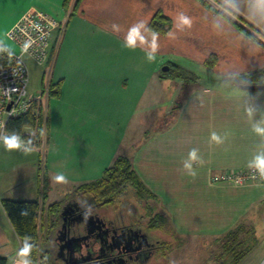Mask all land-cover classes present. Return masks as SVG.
<instances>
[{
  "label": "crops",
  "instance_id": "0c3cea01",
  "mask_svg": "<svg viewBox=\"0 0 264 264\" xmlns=\"http://www.w3.org/2000/svg\"><path fill=\"white\" fill-rule=\"evenodd\" d=\"M205 6L206 0L199 4L197 0H0V43L13 52L19 46L9 30L28 10L44 11L63 23L53 41L55 53L46 76L51 84H58L59 93L44 99L43 152L37 148L25 156L0 147V255L8 258L7 264L22 262L12 256L20 239L2 199L39 200L43 220L51 223L55 216L49 206L80 198L74 191L100 177L102 167L113 159L110 154L103 156L102 150L116 141H129L135 149L130 156L133 166L155 194L156 206L171 220L172 238H178L177 242L208 238L209 252L214 253V248L223 249L231 228L249 222L250 228L238 236V244L245 241L248 250L235 264L256 253H262L257 263L264 264V188L256 187L264 181L237 184L211 179L217 172L254 164L255 157L264 153V138L251 131L253 126L264 127V89L246 90L240 87L242 83L222 80L231 77L232 70L246 76L264 70V51L251 54L235 36L218 35ZM157 12L169 17V30L176 31L173 17L178 12L193 17L194 24L177 32L174 40L167 38L169 30L160 32L157 60L149 63L140 47L124 48L123 38L138 21L150 28ZM113 23L121 26L118 34L111 28ZM245 26L241 20L236 32ZM212 57L215 61L210 65L207 60ZM174 63L201 70L204 81L197 78L181 106H175L181 94L177 90L162 111L155 113L156 106H161L159 96L171 84L163 74L169 69L163 67ZM43 78L42 74V86L46 84ZM33 83L29 92H39ZM118 98L119 106L127 110L120 133L115 129ZM149 121L161 122L151 134ZM211 131L224 144L209 146ZM143 132L147 136L141 140ZM191 148H198L205 160L203 167L193 165L199 173L195 179L182 171ZM61 172L66 184L54 182L53 177ZM194 244L198 246V241Z\"/></svg>",
  "mask_w": 264,
  "mask_h": 264
},
{
  "label": "trees",
  "instance_id": "16d2710c",
  "mask_svg": "<svg viewBox=\"0 0 264 264\" xmlns=\"http://www.w3.org/2000/svg\"><path fill=\"white\" fill-rule=\"evenodd\" d=\"M169 27V17L160 12H157L151 19L150 28L164 33L169 30ZM12 60V51L0 43V64L9 63ZM214 61L213 57L207 60L210 65H212ZM169 72H171V75L183 79L185 83H194L198 78L194 71L176 63L170 65ZM248 76L250 80L257 81L260 76H264V70L256 71ZM222 80L224 83L231 84H238L239 82L232 77H224ZM51 85V94L56 95L59 93L58 84L52 83ZM34 122L35 116L27 113L10 118L7 121V126L9 129L19 130L24 124ZM130 189H133L134 195L138 198L156 199L155 194L145 185L134 168L132 160L127 155L120 154L114 159L110 166L105 168L102 176L79 185L75 193L92 201H103L104 199V202H120L121 196L127 194ZM2 205L20 239V247L23 243H27L32 247L31 256L25 259H27L30 264H53L49 244L50 235L58 219V213L62 206V202H55L49 206V213L55 216V219H53L51 223L43 220L42 208L39 200L3 198ZM149 207L153 209L152 205ZM156 214L157 218L154 217L155 219L153 218L152 221L155 222L156 227L164 230L166 223L163 219L164 216L160 212ZM45 223L48 225V227H45L47 231H45L44 228ZM242 229V223H238L228 231L225 245L223 249L219 251L217 257V260L219 259L218 264H235L245 256L248 246H246L245 241L242 240L241 243L239 242L238 244V236ZM227 255L228 259L224 260ZM7 262L8 258L0 255V264H7Z\"/></svg>",
  "mask_w": 264,
  "mask_h": 264
},
{
  "label": "flooded vegetation",
  "instance_id": "af4514ba",
  "mask_svg": "<svg viewBox=\"0 0 264 264\" xmlns=\"http://www.w3.org/2000/svg\"><path fill=\"white\" fill-rule=\"evenodd\" d=\"M104 201L71 198L62 204L50 235L52 263L165 264V249L171 248L173 238L155 226L156 212L148 205V214H138L119 201ZM68 202L72 204L63 216Z\"/></svg>",
  "mask_w": 264,
  "mask_h": 264
},
{
  "label": "clouds",
  "instance_id": "9594fccd",
  "mask_svg": "<svg viewBox=\"0 0 264 264\" xmlns=\"http://www.w3.org/2000/svg\"><path fill=\"white\" fill-rule=\"evenodd\" d=\"M200 3V0H197ZM206 15L212 17L213 23L211 24L213 30L218 35L235 36L240 42L241 46L249 53L255 54L264 51V0H206L205 6ZM245 21L246 26L241 27L239 32L236 28L239 26L240 21ZM194 19L185 12H178L173 17V26L176 31L169 30L166 33L168 39H176L177 32L192 29ZM39 29V26H36ZM111 28L114 33L118 34L121 31L119 24L113 23ZM123 47L135 50L140 47L146 55L149 63H155L157 60V53L161 45L160 32L156 29L147 27L145 21H138L132 24L124 36ZM32 42H25L22 46V53H28ZM231 77L242 84H251L248 76L242 75L239 70H232ZM259 83H264V76L259 77ZM238 91V90H237ZM247 117L250 119L252 116L251 110H246ZM251 131L259 137L264 138V127L253 126ZM31 132V131H30ZM42 137L45 135L44 130L41 132ZM27 143H32L29 138ZM0 144L3 145L5 151L13 152L18 151L22 155H31L37 151L36 147H25L24 141L20 136L13 133L11 135L0 136ZM208 144L211 146L224 144V139L216 132L211 131L208 138ZM198 164L203 167L205 164L204 157L201 155L198 148H191L186 158L182 161V171L192 179L198 176V170H194L193 165ZM255 168L259 173L260 180L264 181V153L255 157ZM251 165H247L250 168ZM252 178L255 180L256 175L253 174ZM54 182L57 184H66L68 182L66 175L61 172L56 174ZM257 188H264V184L257 183ZM32 254V247L27 243H23L16 252V257L20 259L22 264H29L25 259Z\"/></svg>",
  "mask_w": 264,
  "mask_h": 264
},
{
  "label": "built area",
  "instance_id": "2783aa9c",
  "mask_svg": "<svg viewBox=\"0 0 264 264\" xmlns=\"http://www.w3.org/2000/svg\"><path fill=\"white\" fill-rule=\"evenodd\" d=\"M62 27V21L53 15L37 9L28 10L8 33L10 38L18 44L19 51H12L13 60L11 62L0 64V136L15 133L24 141L25 147H36L40 151L44 147V136L41 135L44 126L42 109L44 99L49 97L51 92L40 90L30 94L28 90L29 66L23 56L28 55L39 64L48 65L50 62L52 64L55 51L53 41ZM25 42H32L28 53L21 51ZM49 68L51 69V66ZM27 113L35 116L34 123L24 124L19 130L8 128L7 121L10 118ZM29 138L32 141L30 145L27 143ZM250 165V168L246 166L241 169L217 172L211 176V179L215 182L230 181L237 184L262 181L255 164ZM253 174L256 175L255 180L252 178Z\"/></svg>",
  "mask_w": 264,
  "mask_h": 264
},
{
  "label": "rangeland",
  "instance_id": "374dc122",
  "mask_svg": "<svg viewBox=\"0 0 264 264\" xmlns=\"http://www.w3.org/2000/svg\"><path fill=\"white\" fill-rule=\"evenodd\" d=\"M53 49L55 50V48H53ZM54 53H55V51H54ZM23 58L26 60L28 66H29L30 83L28 86V90L32 88V80H33L34 81V83H33L34 89L38 88L39 91H40V89L43 91L48 90L50 93L51 89H52V85L48 81V79H46V76L50 72L49 66H51V62L48 65H43V64H39L35 60H32L28 55H24ZM160 68L162 69V66ZM191 69L198 76V81H204L205 74L203 72H201V70L195 69L194 67H192ZM44 70H45V72H44ZM42 74H43L44 78L46 79V84L43 83V86L40 85V80L42 78ZM163 74L166 75L165 79H168V81H170L171 84L166 90L164 88L165 92L163 93V95H161V96L157 95V96H159L160 101H158V102H160L161 106L160 107L156 106V110L154 111L155 113H158V112L160 113L162 111V107H164L166 104H168L172 92H176L177 90H180L181 94L179 95V97L177 96V98H175L174 102H176L175 103L176 107L181 106L183 101L188 96L190 90H192V88H193V83H183V79L180 80V79H178V77L171 75V72H169V70L165 71V73H163ZM44 78L42 79V82H43V80H45ZM174 84H177V87H174ZM34 93H37V92L34 91ZM30 94H33V93H30ZM116 107H117L116 125L115 124L114 125H115V129L118 130V133H120L121 130H124V123L126 121L125 115L127 113V110L125 109L123 104L119 106V98H118V104ZM150 113H151V111L149 112V114ZM160 125H161V122L154 123V124L151 122L148 123L147 128L149 129V134L153 133L156 130V128ZM111 126H113V125H111ZM100 135H101L102 139L105 137L103 130L100 131ZM146 136L147 135L143 132L140 136V139L144 140L146 138ZM128 142L129 141H127V142H123V141L117 142L116 141L115 143H112L109 147L107 146V148L105 150H102L103 156L106 154L107 155L105 157L109 156V154L111 156H113L112 157L113 159H110V161H109L110 165L113 163L114 159L120 154L127 155L132 160V158L130 156H131V154H133L135 149L131 148L130 147L131 145ZM110 165H108V166H110ZM105 168L106 167H102V172H101L100 176H102ZM74 192H76V191H74ZM75 194H77V193H75ZM80 198L84 200L85 197L81 196ZM147 199L148 198H138L136 195H134L133 189H130L129 192H127V194H125L124 196H121L119 203L122 205V207L124 206L127 208H134V209L138 210L137 211L138 214L141 212L142 213H147V212L149 213V211H147V209H149L148 205L153 206L154 212H156V213L162 212V214H163L162 209L159 210V208L156 206L157 203L154 201L156 199H154V200H152V199L147 200ZM146 207H148V208H146ZM163 216H164L163 219L166 222L165 226H164L165 233L169 234V236L172 237L171 233H172V230L174 228L173 224H172L171 220L169 218H166V216L164 214H163ZM242 225H243L242 230H246V229L250 228L249 222H243ZM53 228H52V230H53ZM52 230H51V232H52ZM180 239L181 240L179 242H177L178 238H173V240L171 239L174 242H173V245L171 246L170 249L169 248L165 249L166 250L165 264H218L219 259L217 260V257L219 255L220 250L218 248H214V253L209 252L210 248L207 245V243L209 242L210 239L206 238V239L200 240L198 238H193L195 241H198V246L194 244L195 241H193V240L190 241L188 238H184V239L180 238ZM174 244H177L176 245L177 248H176L175 252H174V249L172 248L174 246ZM17 251H18V249L15 251V253L12 256L16 257ZM261 254L262 253H256L255 256L252 255V256H254V258L252 256H250L249 258L242 260V262L240 264H258L257 262H258L259 258L261 257ZM251 257L253 258L252 260H251ZM226 259H228V255L225 257L224 260H226ZM263 261H264V259H263Z\"/></svg>",
  "mask_w": 264,
  "mask_h": 264
},
{
  "label": "water",
  "instance_id": "95a60500",
  "mask_svg": "<svg viewBox=\"0 0 264 264\" xmlns=\"http://www.w3.org/2000/svg\"><path fill=\"white\" fill-rule=\"evenodd\" d=\"M169 68H170L169 65H165L163 67V70H168ZM240 87L243 89H246V90H258V89H264V83H251L250 85L249 84H240ZM9 106H10V104L8 105V108H9ZM71 204H72L71 202H68L67 204H65L62 207L60 214L64 216V214L67 212V208H69V206ZM78 224H82V222H78ZM83 224H84V226H87L88 222H83ZM78 239H79L78 237L74 238L75 241H78Z\"/></svg>",
  "mask_w": 264,
  "mask_h": 264
}]
</instances>
